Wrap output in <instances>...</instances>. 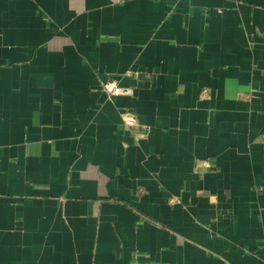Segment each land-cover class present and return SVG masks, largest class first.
I'll use <instances>...</instances> for the list:
<instances>
[{
    "label": "crops",
    "instance_id": "obj_1",
    "mask_svg": "<svg viewBox=\"0 0 264 264\" xmlns=\"http://www.w3.org/2000/svg\"><path fill=\"white\" fill-rule=\"evenodd\" d=\"M0 264H264V0H0Z\"/></svg>",
    "mask_w": 264,
    "mask_h": 264
},
{
    "label": "built area",
    "instance_id": "obj_2",
    "mask_svg": "<svg viewBox=\"0 0 264 264\" xmlns=\"http://www.w3.org/2000/svg\"><path fill=\"white\" fill-rule=\"evenodd\" d=\"M103 91L109 97L120 96L130 93V89L123 88L116 80L108 79L102 84ZM138 123L137 116L133 113H125L123 115V124L128 128L135 127Z\"/></svg>",
    "mask_w": 264,
    "mask_h": 264
}]
</instances>
